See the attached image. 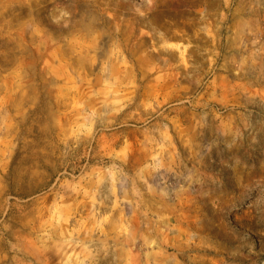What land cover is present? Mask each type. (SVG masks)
<instances>
[{
    "label": "rangeland",
    "instance_id": "374dc122",
    "mask_svg": "<svg viewBox=\"0 0 264 264\" xmlns=\"http://www.w3.org/2000/svg\"><path fill=\"white\" fill-rule=\"evenodd\" d=\"M0 264H264V0H0Z\"/></svg>",
    "mask_w": 264,
    "mask_h": 264
}]
</instances>
